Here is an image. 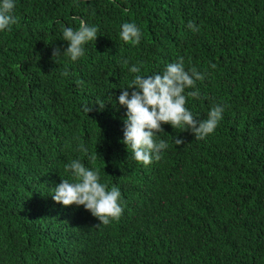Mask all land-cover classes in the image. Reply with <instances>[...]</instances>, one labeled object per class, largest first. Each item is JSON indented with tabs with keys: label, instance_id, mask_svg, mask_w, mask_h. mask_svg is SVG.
Masks as SVG:
<instances>
[{
	"label": "trees",
	"instance_id": "16d2710c",
	"mask_svg": "<svg viewBox=\"0 0 264 264\" xmlns=\"http://www.w3.org/2000/svg\"><path fill=\"white\" fill-rule=\"evenodd\" d=\"M13 14L0 31V264H264V0H15ZM81 20L99 31L74 62L61 25ZM126 22L139 44L120 38ZM179 57L205 73L186 107L205 119L219 103L223 119L203 140L163 124L168 147L145 166L122 143L118 96L132 64L147 76ZM73 159L120 188L119 220L52 199Z\"/></svg>",
	"mask_w": 264,
	"mask_h": 264
},
{
	"label": "clouds",
	"instance_id": "9594fccd",
	"mask_svg": "<svg viewBox=\"0 0 264 264\" xmlns=\"http://www.w3.org/2000/svg\"><path fill=\"white\" fill-rule=\"evenodd\" d=\"M15 0H0V31L10 29L17 22L15 15ZM62 27L63 40L68 42L63 54L72 61H77L85 55L84 45L96 41L98 27L81 20L79 27ZM188 27L198 31L191 21ZM120 38L125 43L139 44L142 32L138 25L126 22L121 25ZM59 49L53 50L54 57L60 55ZM123 64L128 65V60ZM142 64H132L128 69L136 74L127 87L121 88L118 96L121 106L126 108L123 121L122 143L131 150L132 159L147 166L153 160L161 159L162 150L168 147L164 139L157 140L159 133L164 132L163 124H170L173 129L190 131L197 140H203L214 133L223 119L224 107L214 104L205 119H197L186 107L187 98H198L197 81H202L204 72L195 67L186 69L183 57L167 64L162 72L147 76L140 75ZM215 68L216 65L212 64ZM65 71L63 75H67ZM187 89H196L187 91ZM101 108L104 104L98 103ZM91 109L85 108V111ZM75 139V138H74ZM175 144H184L183 138H175ZM86 155L88 149L80 145ZM95 154L88 159L94 161ZM65 173H70L72 180L62 177L61 182L52 190V199L63 206H83L92 216L98 218L100 224L109 225L113 220H119L124 211L122 193L118 186L100 182L99 169L85 166L80 159H73L64 164Z\"/></svg>",
	"mask_w": 264,
	"mask_h": 264
}]
</instances>
